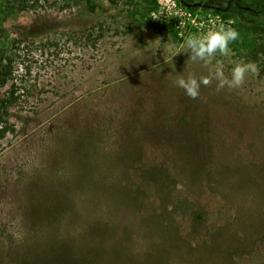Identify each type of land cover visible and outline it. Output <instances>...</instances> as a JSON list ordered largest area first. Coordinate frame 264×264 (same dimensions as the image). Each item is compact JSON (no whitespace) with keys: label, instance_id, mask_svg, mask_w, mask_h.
Here are the masks:
<instances>
[{"label":"rangeland","instance_id":"1","mask_svg":"<svg viewBox=\"0 0 264 264\" xmlns=\"http://www.w3.org/2000/svg\"><path fill=\"white\" fill-rule=\"evenodd\" d=\"M94 2L0 0L11 67L0 264H52L89 244L108 262L117 243L115 264L150 250L160 264H264V19L169 0ZM220 24L240 34L227 56L176 54L189 33ZM217 60L226 75L238 62L259 72L238 89L202 86L195 100L175 85ZM123 194L136 204L123 207Z\"/></svg>","mask_w":264,"mask_h":264},{"label":"clouds","instance_id":"2","mask_svg":"<svg viewBox=\"0 0 264 264\" xmlns=\"http://www.w3.org/2000/svg\"><path fill=\"white\" fill-rule=\"evenodd\" d=\"M239 36V32L234 27L220 24L204 32L189 33L176 54L185 53L186 48V53L193 63L210 64L217 54L227 56L231 51L229 45L238 40ZM258 72L259 68L255 62H238L232 67L230 75H226L223 63L217 60L215 69L207 75L199 78L194 74H189L186 78L180 76L174 83L178 88L183 89L189 98L195 100L200 97L202 86L209 87L215 81L217 92L225 88L238 89L243 86L249 73L257 74Z\"/></svg>","mask_w":264,"mask_h":264},{"label":"trees","instance_id":"3","mask_svg":"<svg viewBox=\"0 0 264 264\" xmlns=\"http://www.w3.org/2000/svg\"><path fill=\"white\" fill-rule=\"evenodd\" d=\"M177 1L188 9L202 8L205 10H215L230 14L231 16L242 20H244L248 15L258 16L264 19V0H253L251 2H246L244 0H204L202 1L201 5L195 4L194 0ZM86 2L89 4L91 9H94V0H86ZM2 52L3 51L0 48V138L5 134V129L3 128L2 123L5 121L4 117L7 114L9 106V100L1 95V89L7 84L11 73V67L6 61V57ZM120 192H122L121 189ZM119 198V202H121L123 207H130V205L136 204V200H138V197L132 194L119 195ZM86 246L87 250H85V252L81 255L76 254V257L74 258H71L73 256L62 249L59 255H52L51 262L52 264H113L114 262L111 261L113 257L116 258L123 255V251L117 250V248L121 246L120 243H117L111 250L112 252L109 255L107 254L105 257H103V259H106L108 262H104L103 260L98 261V252L94 251V249H91V247L94 245L89 244ZM152 254H155V252L151 250L144 252L142 254L143 256L145 255L144 258L140 259L141 262L137 264H160L158 259H150L155 257L152 256ZM94 260L97 262H94Z\"/></svg>","mask_w":264,"mask_h":264},{"label":"built area","instance_id":"4","mask_svg":"<svg viewBox=\"0 0 264 264\" xmlns=\"http://www.w3.org/2000/svg\"><path fill=\"white\" fill-rule=\"evenodd\" d=\"M169 1H171L173 4L177 1V0H169ZM178 2V1H177ZM202 23L203 22H200V25H202ZM199 32H201V31H199Z\"/></svg>","mask_w":264,"mask_h":264},{"label":"water","instance_id":"5","mask_svg":"<svg viewBox=\"0 0 264 264\" xmlns=\"http://www.w3.org/2000/svg\"><path fill=\"white\" fill-rule=\"evenodd\" d=\"M195 4L201 5V3H195Z\"/></svg>","mask_w":264,"mask_h":264}]
</instances>
